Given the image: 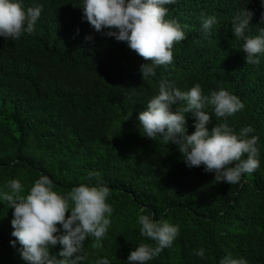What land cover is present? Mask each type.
<instances>
[{"label":"trees","instance_id":"16d2710c","mask_svg":"<svg viewBox=\"0 0 264 264\" xmlns=\"http://www.w3.org/2000/svg\"><path fill=\"white\" fill-rule=\"evenodd\" d=\"M22 2L42 12L33 33L16 41L0 36V192L19 179L26 193L42 174L61 194L80 184L107 185L106 202L113 209L108 233L102 248L85 243L83 264L105 256L110 264H128L135 247L155 246L140 234V214L179 228L173 245L147 264H220L228 254L264 264V54L259 64H246L245 41L231 30L233 16L247 7L254 15L246 34H259L264 0L165 5V18L177 21L186 39L174 44L173 62L156 67L146 81L140 67L148 61L92 29L78 7L83 0ZM202 13L217 18L207 36ZM161 80L181 91L199 84L204 95L221 88L236 95L244 108L226 121L213 115L207 127L226 122L239 134L251 126L260 167L239 184L217 183L203 166L189 168L175 144L143 136L137 117L158 94ZM206 111L213 113L211 107ZM186 117L191 134L196 117ZM92 171L100 176L90 178ZM13 211L0 200V264H26L19 243L11 244ZM200 248L204 258L194 254ZM60 250L59 244L50 249Z\"/></svg>","mask_w":264,"mask_h":264},{"label":"clouds","instance_id":"9594fccd","mask_svg":"<svg viewBox=\"0 0 264 264\" xmlns=\"http://www.w3.org/2000/svg\"><path fill=\"white\" fill-rule=\"evenodd\" d=\"M174 3L176 0H83L78 7L82 8V18L92 29L125 42L130 50L148 61L140 67L146 81L156 75V67H167L173 62L174 44L186 39L180 24L165 18L168 12L165 5ZM41 12L38 6L25 8L22 0H0V36L16 41L24 33H33ZM253 15L245 7L233 16L231 24L235 38L245 41L242 51L249 65L259 64L258 57L264 54V29L254 36L246 34ZM201 20L207 36L217 18L202 13ZM178 103L183 107L173 111L172 106ZM208 107L212 108V114L206 111ZM243 108L240 99L223 88L204 95L199 84L181 91L161 80L158 94L137 117L138 128L149 139L157 141L160 137L166 143L175 144L189 168L203 166L205 172L215 174L217 183L239 184L243 175H250L260 167L258 137H249L253 132L251 126L236 134L226 122L216 123L211 129L207 125L213 115L217 120L226 121ZM190 112L196 117L195 131L191 134L186 117ZM88 175L98 178L100 173L92 171ZM7 187L10 191L0 192V200L14 210L11 235L15 239L11 244L15 247L19 243L18 251L26 264H83L88 258L84 250L87 241H92L93 248L103 247L101 241L108 233L113 212L106 202L110 195L107 185L80 184L61 194L53 190L50 177L42 174L26 193L19 179L9 181ZM153 215H138L137 224L141 236L153 241L155 246L141 243L130 252L128 264H147L165 248H170L178 236V226L167 220H155ZM58 244L61 250L52 254L50 249ZM194 254L204 258L205 250L200 248ZM96 264H110V261L105 256L96 260ZM220 264L248 262L228 254Z\"/></svg>","mask_w":264,"mask_h":264}]
</instances>
